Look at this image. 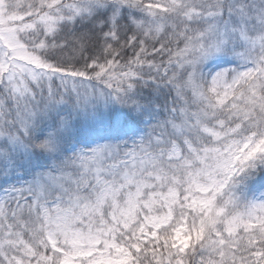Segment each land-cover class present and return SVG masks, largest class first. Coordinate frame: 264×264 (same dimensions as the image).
Listing matches in <instances>:
<instances>
[{"label": "snow or ice", "instance_id": "snow-or-ice-1", "mask_svg": "<svg viewBox=\"0 0 264 264\" xmlns=\"http://www.w3.org/2000/svg\"><path fill=\"white\" fill-rule=\"evenodd\" d=\"M0 264H264V0H0Z\"/></svg>", "mask_w": 264, "mask_h": 264}]
</instances>
